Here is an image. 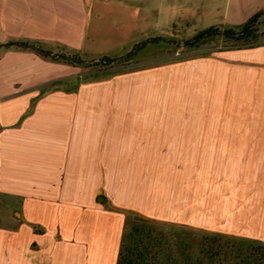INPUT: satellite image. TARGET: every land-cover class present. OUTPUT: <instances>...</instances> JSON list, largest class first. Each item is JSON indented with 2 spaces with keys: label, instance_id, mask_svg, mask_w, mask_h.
I'll list each match as a JSON object with an SVG mask.
<instances>
[{
  "label": "crops",
  "instance_id": "0c3cea01",
  "mask_svg": "<svg viewBox=\"0 0 264 264\" xmlns=\"http://www.w3.org/2000/svg\"><path fill=\"white\" fill-rule=\"evenodd\" d=\"M106 3L0 0V42L105 56ZM263 8L132 0L131 30L118 35L237 27ZM220 39L107 70L0 50V61L19 53L45 65L32 78L17 65L0 76V264H118L127 212L190 221L192 153L233 151L250 137L241 122H264V44L181 54Z\"/></svg>",
  "mask_w": 264,
  "mask_h": 264
},
{
  "label": "rangeland",
  "instance_id": "374dc122",
  "mask_svg": "<svg viewBox=\"0 0 264 264\" xmlns=\"http://www.w3.org/2000/svg\"><path fill=\"white\" fill-rule=\"evenodd\" d=\"M106 6L107 10L100 15V18L104 21L107 29L109 28L110 33L104 35L106 40L99 39L98 41L99 45L105 48L103 52L106 55L126 56L136 42L155 36L147 35L137 39L139 37L136 35H118L122 29L124 31L131 30L132 0H107ZM124 6L129 7L126 13H123L126 9ZM7 26V22L0 18V31H6ZM259 29L260 39L258 41H264V16L261 18ZM171 31H164V34L159 36L163 40L148 44L139 52V57L144 58L151 55L160 57L166 52L165 58H168L170 52H175L180 47H190L185 44V40L192 38L200 30L179 27L177 31H174L176 37L170 36ZM6 38L4 34H0V39L5 40ZM230 44L223 38L210 40L207 45L196 49L186 48L181 54L183 53L185 56L184 52L189 51L202 55L210 48H226ZM154 50L155 52H153ZM84 57L91 59L87 56ZM132 60L129 61V64ZM15 65L21 66L22 79L30 74L32 78L34 73L35 76H38L37 72L30 70L32 66L37 67V71L45 67L44 63L35 57L11 53L0 61V76L3 77L4 74L8 77L11 76L10 73L14 71ZM8 77L5 76V78ZM197 109H200L198 104ZM241 124H243L242 133H250V137L243 136L240 147H235L233 151H229L232 147L227 146L229 149L225 151L209 153L195 151L192 153L191 183L186 182L192 189L189 206L190 221L179 223L210 231L245 235L264 241V122L246 121ZM186 168L188 169V167ZM180 229L182 228L164 227L165 232L171 238L182 233ZM237 260V258L234 259L230 264H237L239 262Z\"/></svg>",
  "mask_w": 264,
  "mask_h": 264
},
{
  "label": "trees",
  "instance_id": "16d2710c",
  "mask_svg": "<svg viewBox=\"0 0 264 264\" xmlns=\"http://www.w3.org/2000/svg\"><path fill=\"white\" fill-rule=\"evenodd\" d=\"M263 16L264 8L237 27L211 25L185 40V44L197 47L211 38L220 37L231 43L226 48L262 45L264 41L258 40ZM162 40V37H149L136 42L126 56L105 55L99 59H86L80 52L47 48L42 43L22 38L0 42V50L33 51L52 61L81 67L98 66L101 70H107L116 65L128 64L148 44ZM165 226L182 228V233L171 238L165 232ZM236 258L239 260L237 264H264V241L245 235L210 231L176 221L145 217L133 212L126 214L118 264H230Z\"/></svg>",
  "mask_w": 264,
  "mask_h": 264
}]
</instances>
